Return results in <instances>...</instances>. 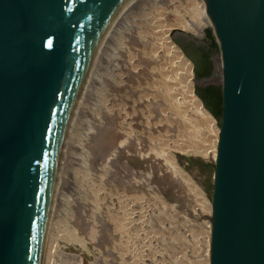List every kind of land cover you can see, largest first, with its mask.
Instances as JSON below:
<instances>
[{
    "label": "rangeland",
    "instance_id": "1",
    "mask_svg": "<svg viewBox=\"0 0 264 264\" xmlns=\"http://www.w3.org/2000/svg\"><path fill=\"white\" fill-rule=\"evenodd\" d=\"M202 3L132 0L101 36L68 128L48 264L207 263L221 117L203 107L177 41L208 55L220 115L221 57Z\"/></svg>",
    "mask_w": 264,
    "mask_h": 264
},
{
    "label": "water",
    "instance_id": "2",
    "mask_svg": "<svg viewBox=\"0 0 264 264\" xmlns=\"http://www.w3.org/2000/svg\"><path fill=\"white\" fill-rule=\"evenodd\" d=\"M130 1L0 0V264L41 263L91 59ZM204 4L222 65L209 264H264V0Z\"/></svg>",
    "mask_w": 264,
    "mask_h": 264
},
{
    "label": "bare ground",
    "instance_id": "3",
    "mask_svg": "<svg viewBox=\"0 0 264 264\" xmlns=\"http://www.w3.org/2000/svg\"><path fill=\"white\" fill-rule=\"evenodd\" d=\"M203 1V3H202V6L204 7V9H205V4H204V0H202ZM201 3V2H200ZM206 14V15H205ZM200 18V17H199ZM204 20L205 22H208L210 25H211V27H212V22H211V20H210V18H209V16H208V14H207V12H206V10H204V11H201V20ZM171 29H172V27H170ZM163 31V30H162ZM103 35V34H102ZM101 39L99 40V42H98V44H97V47H96V49H95V51H94V54H93V57H92V59H91V63H90V65L92 64V62L95 60V57H96V54H97V51L99 50V48H100V44H101ZM173 47H174V49L180 54L181 52H180V50L173 44L172 45ZM172 47V48H173ZM181 55V54H180ZM89 68H90V66H89ZM91 71V70H90ZM90 74H89V69H88V72H87V74H86V78H85V80H84V84H85V81H86V79H87V77L89 76ZM190 79V78H189ZM84 84H83V87H84ZM84 89V88H83ZM190 96H191V99L193 100V102L195 101V108H196V110H198L199 112H201V114L204 116H208L209 117V115H208V113L203 109V107L200 105V103L198 102V100L190 93ZM189 96V97H190ZM201 101V100H200ZM203 105V104H202ZM194 107V106H193ZM205 108V107H204ZM76 109H77V107L75 108V110H74V113H75V111H76ZM74 115V114H73ZM72 119H73V117H72ZM207 119H209V118H207ZM72 121V120H71ZM70 129V128H69ZM67 133H68V131H67ZM67 135L68 134H66V138H65V141H64V144H63V147H62V151H61V155H60V159H59V163H58V167H57V172H56V178H55V182H54V188H53V193H52V199H51V205H50V212H49V215H48V218H50L51 217V215H52V213H53V209H54V205L56 204L55 202L58 200H56V198H57V193H58V189H59V180H60V173H61V171L63 170V168H64V166H65V164H66V162H67V156H66V154L64 153L65 151H66V149L69 147V143H70V140L68 141V138H69V136L67 137ZM218 137V136H217ZM68 152V151H67ZM64 170H65V168H64ZM209 206H211V205H209ZM211 210H212V207H211ZM210 214H211V211H210ZM133 217H135V216H133ZM133 219V218H132ZM133 221V220H132ZM161 223V222H160ZM170 222H168V223H166V224H169ZM174 225V224H173ZM177 225V224H176ZM169 226V225H168ZM175 226V225H174ZM164 228H166V227H164ZM209 228H210V226H209ZM168 229V228H167ZM173 229V228H172ZM210 231V230H209ZM171 233V232H170ZM137 235V234H136ZM170 235V234H169ZM209 235H210V232H209ZM52 236V235H51ZM173 236V235H172ZM174 237V236H173ZM133 238V237H132ZM52 239V238H51ZM51 239H50V237H49V233H48V231L46 232V234H45V239H44V245H43V249H42V258H41V263L40 264H48V256H49V253H50V249H51V244H52V241H51ZM210 241V240H209ZM142 244V243H141ZM149 247V246H148ZM143 248H145L144 246H143ZM150 249V248H149ZM144 251V250H143ZM148 251V250H147ZM149 253H150V251H149ZM162 253V252H161ZM138 255V254H137ZM141 255V254H140ZM142 255H144V254H142ZM151 255H153V254H151ZM68 256V255H67ZM143 257V256H142ZM149 257V256H148ZM147 258V257H146ZM152 258V257H151ZM154 258V257H153ZM152 258V259H153ZM145 260V259H144ZM150 262H151V260H150ZM153 263V262H152ZM148 264H150V263H148ZM206 264H209V252H208V258H207V263Z\"/></svg>",
    "mask_w": 264,
    "mask_h": 264
},
{
    "label": "flooded vegetation",
    "instance_id": "4",
    "mask_svg": "<svg viewBox=\"0 0 264 264\" xmlns=\"http://www.w3.org/2000/svg\"><path fill=\"white\" fill-rule=\"evenodd\" d=\"M184 46V53L193 61L194 66H197L198 69H204L207 65V60L204 59V52L196 43L194 38H187L185 43H182ZM201 66L199 67V65ZM196 85L198 86V91L201 99V102L205 100L207 105H209L212 109L215 110L216 107V98L215 95L210 90V82L208 81L207 77L201 76L199 78H195ZM204 104V102H203Z\"/></svg>",
    "mask_w": 264,
    "mask_h": 264
},
{
    "label": "trees",
    "instance_id": "5",
    "mask_svg": "<svg viewBox=\"0 0 264 264\" xmlns=\"http://www.w3.org/2000/svg\"><path fill=\"white\" fill-rule=\"evenodd\" d=\"M205 34H206L207 38L210 39V41L208 43V46L209 47H217V42H216V40L214 38V35L212 33V30L210 28L205 29ZM177 41H178V44L180 45V47L184 50V46H183L182 42H180L179 40H177ZM204 59H206L207 62H209V57H208L207 54H204ZM209 67H210L209 66V63L206 65V67H204V69H198V67L195 66V78H199L201 76H206L209 73ZM209 87H210L211 92L214 95H216V92L217 91L215 90V87L213 85H209ZM195 91H196V94L198 96H200V93L198 91V86L197 85H196ZM203 102H204V105L206 106V108H208L215 116L221 117V113L219 115L216 110L212 109L209 105H207V103L205 102V100H203ZM221 102H222V96H221Z\"/></svg>",
    "mask_w": 264,
    "mask_h": 264
}]
</instances>
